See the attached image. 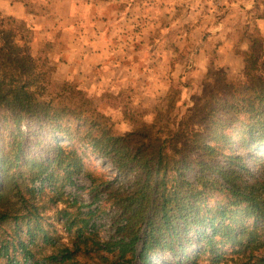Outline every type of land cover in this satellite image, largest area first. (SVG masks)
Segmentation results:
<instances>
[{"label":"trees","instance_id":"1","mask_svg":"<svg viewBox=\"0 0 264 264\" xmlns=\"http://www.w3.org/2000/svg\"><path fill=\"white\" fill-rule=\"evenodd\" d=\"M15 21L0 17V122L12 129L0 136V232L14 226L1 241L5 256L18 247L29 264H75L73 255L86 248L107 264H151L167 254L168 264H264L263 36L249 40L239 75L219 71L216 82L207 78L189 99L171 88L151 121L116 134L73 88L44 95L31 54L16 41L18 35L24 41L29 27ZM42 130L50 141L37 153L31 146L40 147L41 140L31 144L30 138ZM78 137L114 167L120 181L97 176L79 147L63 143ZM79 175L90 182L89 210L74 217L69 209L60 212L66 231L75 234L74 248L57 245L43 225L38 199L45 183L54 196L63 195ZM77 201L75 196L70 207ZM94 220L108 222L110 239L97 238ZM39 236L55 249L44 260L31 249Z\"/></svg>","mask_w":264,"mask_h":264},{"label":"rangeland","instance_id":"2","mask_svg":"<svg viewBox=\"0 0 264 264\" xmlns=\"http://www.w3.org/2000/svg\"><path fill=\"white\" fill-rule=\"evenodd\" d=\"M15 1L0 0V8ZM20 4L26 9L25 18L2 10L0 17L17 19L13 25L26 21V37L22 41L18 35L16 41L31 54L44 95L54 96L62 86L73 88L76 96L89 99L85 98L116 134H126L151 121L159 100L171 88L189 99L201 90L207 78L216 82L219 71L229 77L239 75L244 64L242 53L249 50V40L263 36L255 27L258 17L264 14V0H25ZM179 33L184 37L176 40ZM197 47H203L205 55L199 49L195 54ZM84 98L76 101L81 103ZM9 126L0 122L1 139L12 130ZM49 137L43 130L33 134L31 144L37 138L41 140L40 147L31 146L33 151L43 152ZM63 143L79 147L84 162L97 176L120 181L114 167L93 153L82 138ZM260 146L264 153V144ZM253 162L249 164L254 168ZM187 176L193 180L194 173L188 172ZM74 181L58 196L45 183L47 188L38 199L45 229L58 239L57 245L72 248L75 234L66 231L60 212L69 209L73 217L78 210L86 213L91 201L89 180L79 175ZM35 187H41L40 182ZM75 196L78 204L70 207ZM94 223L99 225L97 238L110 239L113 232L108 222ZM9 226L4 234L0 232V264H8V257L13 255L12 264H29L18 247L16 251L10 248L9 256L1 250V241L9 239L14 227ZM41 237L36 238L31 249L35 259L44 260L55 249ZM24 239L28 242L29 237ZM85 250L81 248L73 255L75 264H107L95 251L89 254ZM169 257H154L151 264H168ZM198 264L210 263L203 260Z\"/></svg>","mask_w":264,"mask_h":264},{"label":"crops","instance_id":"3","mask_svg":"<svg viewBox=\"0 0 264 264\" xmlns=\"http://www.w3.org/2000/svg\"><path fill=\"white\" fill-rule=\"evenodd\" d=\"M21 1H15L13 3H9V4H3V7L0 8V10H2L4 13L8 14V15H12L18 18H25L26 14V9H24L25 7H23V5L20 4ZM250 4H253L252 2ZM257 27L259 28V31L263 34L264 36V16L262 18L257 19ZM195 25V24H193ZM184 37V35H177L176 40H180ZM186 37H189V34L186 35ZM199 49V53H202L205 55V50L203 47H197L195 48V54L196 51ZM221 46H220V50H221ZM196 56V55H195Z\"/></svg>","mask_w":264,"mask_h":264}]
</instances>
